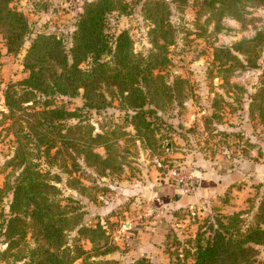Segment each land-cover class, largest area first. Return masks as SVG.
I'll use <instances>...</instances> for the list:
<instances>
[{
  "label": "rangeland",
  "instance_id": "rangeland-1",
  "mask_svg": "<svg viewBox=\"0 0 264 264\" xmlns=\"http://www.w3.org/2000/svg\"><path fill=\"white\" fill-rule=\"evenodd\" d=\"M83 1L10 2L27 19L28 33L18 53L6 52L0 34V110H5L2 92L6 85L26 75L23 55L36 35L54 34L66 50L70 48ZM121 1L127 4L126 11L118 9L107 15V31L116 34L126 30L133 52L141 58L161 56L163 25L155 24L158 14L150 8L163 11L164 0ZM165 1L175 37L166 46L167 64L153 70L157 76L146 89L145 108L153 109L159 117H148L154 126L153 135L139 137L127 113L114 100L84 114L94 132L115 131L117 139L111 154L116 168L102 175L78 159L80 169L72 174L77 179L73 181L71 174L52 168L61 176L56 185L60 195L69 199L67 206L77 209L86 226L99 223L106 240L116 246L93 260H110L111 264H136L137 260H144L143 264L175 262L194 251L199 232L204 239L212 234L203 231L209 223H215L216 217L227 223L231 214L241 212V226L245 228L252 222L264 193V119L250 114V103L264 78V46L256 63L247 62L245 56L232 49L237 42L264 32V5L238 3L232 14H223L216 22L211 12L200 11V0H186L184 5ZM214 47L230 48L241 65L228 70L216 67ZM104 94L108 99V93ZM82 103L80 96H55L54 100L55 105L70 110ZM169 121L174 128L166 125ZM13 146V137L0 129V188L12 180L8 161ZM95 151L105 156L103 147ZM228 166L231 171H226L227 176L219 174ZM174 168L190 171L197 176L198 184L199 180L203 184L190 194L175 190L163 203V190L159 188ZM211 180L215 185L211 186ZM170 185L175 187L174 183ZM12 198L8 190L0 196V224L9 217ZM3 228L0 225V252L6 249ZM77 229L78 226L66 229L69 243L77 239ZM28 239V246L33 247L35 244ZM77 242L90 250L89 255H95L89 238L80 237ZM255 247V264H264V244ZM12 259L11 255L5 256L0 264H12ZM187 261L192 262L191 256Z\"/></svg>",
  "mask_w": 264,
  "mask_h": 264
},
{
  "label": "trees",
  "instance_id": "trees-1",
  "mask_svg": "<svg viewBox=\"0 0 264 264\" xmlns=\"http://www.w3.org/2000/svg\"><path fill=\"white\" fill-rule=\"evenodd\" d=\"M11 1L0 0V34L6 52L18 53L28 33V22L22 12L10 5ZM171 1L186 4V0ZM164 3L163 11L150 8L158 14L155 24L163 25L161 56L151 54L141 58L133 52L126 30L116 34L107 31V15L118 9L121 13L126 11L127 4L121 0L81 2L68 50L54 34L39 33L30 42L23 55L26 75L9 82L2 92L5 110H0V129L13 137L14 146L8 161L12 180L0 188V196L7 190L13 195L9 217L0 224L4 227L2 234L6 243V249L0 252V261L11 255L12 264H74L77 260H80L78 264H111L110 260L92 257L108 254L116 246L106 240L99 223L86 226L77 209L67 206L69 199L60 195L56 185L61 176L59 172H52V168L56 166L60 172L71 174V181L77 180L72 174L80 169L78 159L102 175L116 168L111 154L117 139L113 136L115 131L94 132L85 115L114 100L127 113L139 137L145 139L155 131L149 119L159 117L153 109L145 108L146 89L157 76L153 70L167 64L166 46L175 37L169 22L168 2L164 0ZM197 3L200 11L211 12L217 22L221 15L232 14V8L238 3L264 5V0H200ZM263 46L264 32L258 31L252 39L241 40L232 49L245 56L247 62L256 63ZM213 60L216 67L224 70L241 65L228 47H214ZM55 96H80L83 103L70 110L55 105ZM250 112L264 119V78L250 103ZM166 125L174 128L170 121ZM100 146L105 150L104 157L95 151ZM241 214H231L227 223L222 217H216L215 223H209L203 231L212 234L204 239L199 232L194 251L167 264H255V246L264 244V193L258 200L252 222L245 228L241 226ZM74 226H78L77 239L89 238L95 255H89L90 250L84 249L77 239L74 243L68 242L66 229ZM28 238L35 244L33 247L28 246ZM189 256L192 262L187 261ZM143 262L137 260L136 264Z\"/></svg>",
  "mask_w": 264,
  "mask_h": 264
},
{
  "label": "built area",
  "instance_id": "built-area-1",
  "mask_svg": "<svg viewBox=\"0 0 264 264\" xmlns=\"http://www.w3.org/2000/svg\"><path fill=\"white\" fill-rule=\"evenodd\" d=\"M167 182L174 183L180 194H190L198 188V178L190 171L174 168L167 176Z\"/></svg>",
  "mask_w": 264,
  "mask_h": 264
},
{
  "label": "crops",
  "instance_id": "crops-1",
  "mask_svg": "<svg viewBox=\"0 0 264 264\" xmlns=\"http://www.w3.org/2000/svg\"><path fill=\"white\" fill-rule=\"evenodd\" d=\"M230 169V170H229ZM227 170H229V171H231V167L230 166H228V168H225V170H220L219 171V174H221V175H223V176H227L228 174H226V171ZM206 180V182H207V179H205ZM209 183H211V186H213V185H215L214 183V181H212L211 180V182H209ZM209 183L208 184H206V185H209ZM200 184H203V181H201L200 182V180H199V184H198V188H199V186H200ZM206 185H203V186H206ZM202 186V187H203ZM159 188V187H158ZM156 190H158L157 188H156ZM159 190H163V192H161L160 194H161V199H162V201H163V203H165L166 201H167V197L170 195V194H172L175 190L176 191H178L177 189H175V187H173L172 185H170V183H164L163 184V187L162 188H159ZM159 192V191H158ZM158 194V193H157ZM141 232V231H140ZM142 233H144L143 231H142Z\"/></svg>",
  "mask_w": 264,
  "mask_h": 264
},
{
  "label": "water",
  "instance_id": "water-1",
  "mask_svg": "<svg viewBox=\"0 0 264 264\" xmlns=\"http://www.w3.org/2000/svg\"><path fill=\"white\" fill-rule=\"evenodd\" d=\"M179 195V194H178Z\"/></svg>",
  "mask_w": 264,
  "mask_h": 264
}]
</instances>
